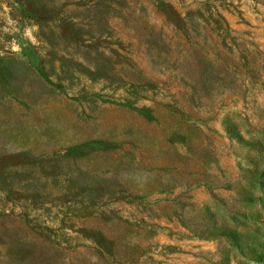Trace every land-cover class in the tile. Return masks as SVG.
Listing matches in <instances>:
<instances>
[{
	"label": "rangeland",
	"instance_id": "374dc122",
	"mask_svg": "<svg viewBox=\"0 0 264 264\" xmlns=\"http://www.w3.org/2000/svg\"><path fill=\"white\" fill-rule=\"evenodd\" d=\"M0 264H264V0H0Z\"/></svg>",
	"mask_w": 264,
	"mask_h": 264
}]
</instances>
